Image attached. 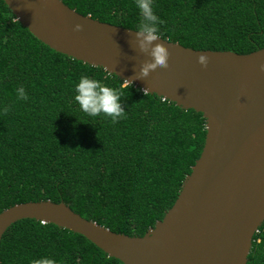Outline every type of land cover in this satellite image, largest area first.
Segmentation results:
<instances>
[{"label": "trees", "instance_id": "16d2710c", "mask_svg": "<svg viewBox=\"0 0 264 264\" xmlns=\"http://www.w3.org/2000/svg\"><path fill=\"white\" fill-rule=\"evenodd\" d=\"M83 16L137 31L135 0H62ZM158 37L195 50L249 54L264 48V0H152ZM81 75L119 93L123 118L82 112ZM23 87L27 100L17 99ZM7 107L4 112L3 108ZM206 137L201 113L185 110L57 53L0 0V213L20 203H65L115 233L143 236L175 203ZM123 264L85 237L23 219L0 242L1 264ZM247 264H264V223Z\"/></svg>", "mask_w": 264, "mask_h": 264}, {"label": "water", "instance_id": "95a60500", "mask_svg": "<svg viewBox=\"0 0 264 264\" xmlns=\"http://www.w3.org/2000/svg\"><path fill=\"white\" fill-rule=\"evenodd\" d=\"M3 1L57 53L201 113L206 137L175 203L143 236L112 232L63 202L46 200L1 212L0 242L11 225L34 219L85 237L123 264H247L264 223V48L249 54L195 50L158 37L154 43L167 49L168 66L138 78L150 49L141 50L136 30L83 16L62 0ZM199 55L207 57L206 66Z\"/></svg>", "mask_w": 264, "mask_h": 264}, {"label": "clouds", "instance_id": "9594fccd", "mask_svg": "<svg viewBox=\"0 0 264 264\" xmlns=\"http://www.w3.org/2000/svg\"><path fill=\"white\" fill-rule=\"evenodd\" d=\"M135 5L139 10V23L137 25V36L140 38L141 50L150 49L148 54L150 61L144 63L139 71L138 78H148L150 73L158 69L167 68L168 51L158 43V25L162 23L152 11V0H135ZM75 31L81 30V25L74 26ZM197 62L201 66L207 65V57L199 55ZM260 71H264V64L259 65ZM124 86L130 84L124 80ZM17 99L27 100L23 87L16 89ZM73 99L78 108L89 116L103 115L110 118L113 122L123 118L124 110L119 102V93L112 88L103 85L96 79L87 75H81L78 82L74 85ZM7 107L3 108L6 112ZM31 264H55L48 258L35 259Z\"/></svg>", "mask_w": 264, "mask_h": 264}]
</instances>
